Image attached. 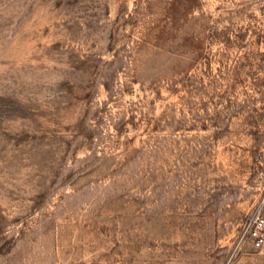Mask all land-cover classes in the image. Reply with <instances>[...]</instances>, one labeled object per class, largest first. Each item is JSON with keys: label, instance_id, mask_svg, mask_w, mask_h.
Returning <instances> with one entry per match:
<instances>
[{"label": "rangeland", "instance_id": "1", "mask_svg": "<svg viewBox=\"0 0 264 264\" xmlns=\"http://www.w3.org/2000/svg\"><path fill=\"white\" fill-rule=\"evenodd\" d=\"M264 0H0V264H264Z\"/></svg>", "mask_w": 264, "mask_h": 264}, {"label": "built area", "instance_id": "2", "mask_svg": "<svg viewBox=\"0 0 264 264\" xmlns=\"http://www.w3.org/2000/svg\"><path fill=\"white\" fill-rule=\"evenodd\" d=\"M249 249L264 256V204H258L240 226L234 252Z\"/></svg>", "mask_w": 264, "mask_h": 264}]
</instances>
